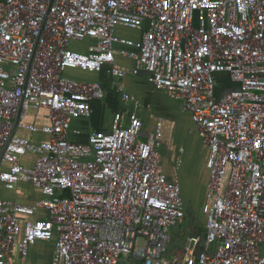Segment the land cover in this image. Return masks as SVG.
Wrapping results in <instances>:
<instances>
[{
	"label": "built area",
	"instance_id": "built-area-1",
	"mask_svg": "<svg viewBox=\"0 0 264 264\" xmlns=\"http://www.w3.org/2000/svg\"><path fill=\"white\" fill-rule=\"evenodd\" d=\"M69 70H107L131 105L84 143L70 140L72 122L91 117L105 91ZM142 71L208 149L205 224L173 253L172 229L186 218L180 163L169 179L163 119L142 139L140 101L123 85ZM222 74L233 87L219 97ZM42 109L49 125L26 123ZM21 183L41 198H0V264L40 242L52 264H264V0H0V185Z\"/></svg>",
	"mask_w": 264,
	"mask_h": 264
},
{
	"label": "crops",
	"instance_id": "crops-1",
	"mask_svg": "<svg viewBox=\"0 0 264 264\" xmlns=\"http://www.w3.org/2000/svg\"><path fill=\"white\" fill-rule=\"evenodd\" d=\"M117 62L121 65L132 66V62L121 57H118ZM65 75L77 80L98 82L103 86L105 91V98L103 100L92 102L93 111L91 117L74 120L72 122V130L79 132V134L72 133L70 135V140L72 142L84 143L93 132L108 130L111 127L112 121L106 126L102 119L104 111L108 108L111 110L113 117L116 113H128L130 111L131 105L123 101L122 95L115 90L113 87V79L107 70H104L102 73H87L80 70H69ZM217 79V95L222 97L233 85L226 74L218 75ZM123 85L127 93L135 96L140 101L143 138H146L148 134L146 131L148 123L146 119L152 118V128H154L159 118L164 120L163 132L164 138L167 141L166 159L168 161L170 160V162L169 165L165 166L162 163L163 172L169 179H173L174 167L177 165V162L180 163L177 166L179 167L178 180L182 189L186 217L195 216V213L198 211V206H200V204L203 206L205 201V185L208 180V171L206 169L208 149L202 143L198 132H192V141L188 140L190 135L187 134L186 125L191 126L193 124L194 129L196 128L191 116L187 113H182L179 110V104L172 100L166 93L155 91L148 81V74L144 71L137 76L129 75L123 81ZM39 112L30 111L26 123L35 125L36 127L49 125L50 121L47 119V114L39 121ZM28 119L31 120L28 121ZM16 133L20 137L27 138L36 144L47 142L50 139V137L44 133H32L25 129H18ZM177 139H180V143ZM35 158L36 157L32 154L27 155L23 161L24 165L32 166ZM196 196L197 198L199 196L197 202H195ZM0 198L33 206L34 201L41 198V194L38 189H35L29 183L19 184L15 191H8L0 185ZM191 227L192 225L190 228ZM173 233L172 231L171 253H173L175 249L181 248L184 242L178 243L179 240L176 239L177 237H175ZM48 249H51L50 244L37 243L30 247L26 260L21 261V258H18L16 264H52V256L50 251H47ZM44 250L46 251L44 252Z\"/></svg>",
	"mask_w": 264,
	"mask_h": 264
},
{
	"label": "rangeland",
	"instance_id": "rangeland-1",
	"mask_svg": "<svg viewBox=\"0 0 264 264\" xmlns=\"http://www.w3.org/2000/svg\"><path fill=\"white\" fill-rule=\"evenodd\" d=\"M120 33H121L122 36H126V37H129V38H134V39L138 38V35L136 33L132 32V31L123 30V31H120ZM85 44H86V42L85 43H80L79 46L83 49L85 47ZM46 114H48L47 110H44V109L40 110V112L38 114L39 121H41ZM112 117L113 116H112L111 110L109 108L104 111L102 119L105 122L106 126L110 124V122L112 121ZM30 120L31 119H28V121H30ZM146 120L148 122L146 131H147V133H149L153 129L152 128L153 121H152V118L146 119ZM195 130H196V128L194 129L193 124L191 126L190 125L189 126L186 125L187 134L190 135L188 137V140L192 141V135L191 134H192V132L193 133L197 132ZM142 139L144 140L145 138L142 137ZM177 141L180 143V139H177ZM166 146H167V141L164 138L162 143H161V147L159 149V154H160V156L162 158L161 164L163 163L164 166L165 165H169V162H170V160L168 161L166 159ZM165 159H166V161H165ZM198 200H199V196H198V198L196 196L195 202H197ZM205 220H206V216L203 213L202 204H200V206H198L197 213H195V216H192V217L188 216V217H186V220L183 222V224L181 226H177L176 228L173 227L172 231L174 232L173 233L174 236L177 237L176 239L179 240L178 243H181L182 241H185V239L187 238V236L189 234V228H190L191 225L204 226ZM178 249H180V248H178ZM122 264H126V261L124 260Z\"/></svg>",
	"mask_w": 264,
	"mask_h": 264
}]
</instances>
